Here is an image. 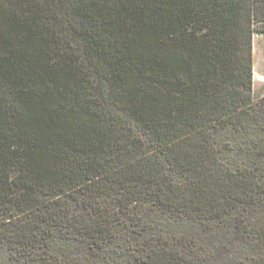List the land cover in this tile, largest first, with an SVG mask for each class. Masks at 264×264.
I'll list each match as a JSON object with an SVG mask.
<instances>
[{"label": "trees", "instance_id": "obj_1", "mask_svg": "<svg viewBox=\"0 0 264 264\" xmlns=\"http://www.w3.org/2000/svg\"><path fill=\"white\" fill-rule=\"evenodd\" d=\"M263 32L264 0H0V264H264Z\"/></svg>", "mask_w": 264, "mask_h": 264}, {"label": "rangeland", "instance_id": "obj_2", "mask_svg": "<svg viewBox=\"0 0 264 264\" xmlns=\"http://www.w3.org/2000/svg\"><path fill=\"white\" fill-rule=\"evenodd\" d=\"M253 55L255 75L254 96L255 98H259L264 95V32L257 33L254 36ZM247 155V157L254 156L250 152H248ZM235 240L241 242L242 244L246 243L250 245V243L242 236H237ZM241 248L242 246L238 248L241 254L237 255V258H235V261H232V264H258L256 260L251 261L249 258H246V254L243 250H241Z\"/></svg>", "mask_w": 264, "mask_h": 264}, {"label": "crops", "instance_id": "obj_3", "mask_svg": "<svg viewBox=\"0 0 264 264\" xmlns=\"http://www.w3.org/2000/svg\"><path fill=\"white\" fill-rule=\"evenodd\" d=\"M264 77V76H263Z\"/></svg>", "mask_w": 264, "mask_h": 264}]
</instances>
